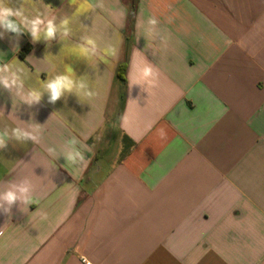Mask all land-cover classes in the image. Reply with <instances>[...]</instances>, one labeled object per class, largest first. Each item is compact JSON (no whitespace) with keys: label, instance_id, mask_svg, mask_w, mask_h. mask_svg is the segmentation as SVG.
<instances>
[{"label":"crops","instance_id":"1","mask_svg":"<svg viewBox=\"0 0 264 264\" xmlns=\"http://www.w3.org/2000/svg\"><path fill=\"white\" fill-rule=\"evenodd\" d=\"M7 2L0 264H264V0Z\"/></svg>","mask_w":264,"mask_h":264},{"label":"clouds","instance_id":"2","mask_svg":"<svg viewBox=\"0 0 264 264\" xmlns=\"http://www.w3.org/2000/svg\"><path fill=\"white\" fill-rule=\"evenodd\" d=\"M21 12L19 10H15L13 7L8 6L7 0H0V23L4 24L6 27L10 28L12 31H20V25L16 23L15 18L20 17ZM150 24H155V19L149 20ZM40 21L34 20L31 22V30L33 34L35 35L36 32L39 30ZM55 31V27L49 23L47 26V35L49 37L52 36V34ZM6 69H0V71H5ZM144 78H147L152 75V69L151 67H145L143 69L142 73ZM6 87L9 86L10 81L7 77L0 80ZM14 83L15 81H11ZM47 87L52 92V99H57L61 92L60 89L63 88H70L71 87V81H69L65 77H60L56 80L55 83H50L47 85ZM30 101H37L39 100V94L36 92H33L31 96L29 97ZM16 137L17 139H23L27 138L28 133L22 132L20 130H16ZM5 143V139L3 137H0V147H3ZM76 155H79L77 153ZM69 162L74 161V157L72 155H69L67 157ZM21 200L25 205L33 203V199L29 196V188L25 185H13L12 188L5 190L3 192H0V201H6L8 205H12L15 201ZM2 206V205H0Z\"/></svg>","mask_w":264,"mask_h":264},{"label":"trees","instance_id":"3","mask_svg":"<svg viewBox=\"0 0 264 264\" xmlns=\"http://www.w3.org/2000/svg\"><path fill=\"white\" fill-rule=\"evenodd\" d=\"M27 50H28V48H25V49L22 51V53H21L22 57L25 56V53L27 52ZM125 68H126V65H125V64H123V65L120 67V70H119V75H121L120 77L123 76V75H122V72L125 71Z\"/></svg>","mask_w":264,"mask_h":264},{"label":"built area","instance_id":"4","mask_svg":"<svg viewBox=\"0 0 264 264\" xmlns=\"http://www.w3.org/2000/svg\"><path fill=\"white\" fill-rule=\"evenodd\" d=\"M85 264H93L91 261L87 260L86 258L82 259Z\"/></svg>","mask_w":264,"mask_h":264}]
</instances>
